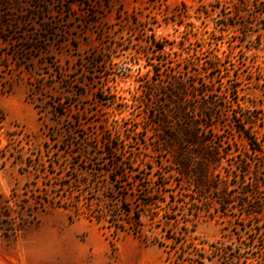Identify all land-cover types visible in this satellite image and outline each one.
I'll return each instance as SVG.
<instances>
[{
  "label": "rangeland",
  "instance_id": "374dc122",
  "mask_svg": "<svg viewBox=\"0 0 264 264\" xmlns=\"http://www.w3.org/2000/svg\"><path fill=\"white\" fill-rule=\"evenodd\" d=\"M236 1L0 0V264H178L184 225L193 256L213 255L196 264L230 263L211 253L217 241L241 259L258 254L239 204L186 224L184 211L169 220L162 187L179 179L166 130L203 113L198 82L231 90L222 122L202 129L235 152L218 170L252 157L249 188L264 180V0L228 27L219 14ZM149 193L161 202L145 208ZM106 207L123 230L88 216Z\"/></svg>",
  "mask_w": 264,
  "mask_h": 264
},
{
  "label": "trees",
  "instance_id": "16d2710c",
  "mask_svg": "<svg viewBox=\"0 0 264 264\" xmlns=\"http://www.w3.org/2000/svg\"><path fill=\"white\" fill-rule=\"evenodd\" d=\"M249 4L250 0H238L232 5L224 6L219 14L221 17L219 20H222V22L228 27L234 26L236 22L232 23V18L240 17ZM156 47L158 50L163 49V47L158 44H156ZM207 69L210 74L216 69V66H208ZM204 84L205 83L198 82V85H193L195 96L201 95L204 99L202 102L203 113L201 118L192 122V124L185 126L178 124L175 127H170V130H166L168 136L166 141L169 144V148L172 150L171 164L173 167L169 172L172 175L174 174V178L179 177V179L176 178L175 180L172 179L162 183L165 192H170V200L167 201L170 210L169 220L175 219L179 221L178 212L184 211L182 214L184 222L187 224L188 222H192L196 218L201 217L203 212H208L213 204H219L217 208H220V211L223 214L228 215L227 211L230 206L239 204L240 209L242 210L241 218L245 221H252V224H256L253 226H255L256 235H258L257 242L259 243H256L258 254L253 257H245V259H241V253L236 254L229 252L230 248L222 241L209 244L211 253H216L218 256L223 255V259H230V263L226 262V264H264V195H261L264 180L257 174V189L252 190L249 188L255 178L252 177L251 180L247 179V175L249 173L252 174L250 169L252 157H248L250 161L247 158L240 160L236 165L237 167L235 168V171L227 169L226 175L221 173V169L218 170L219 166L223 168L221 163L222 159L228 158L230 155H235V152L231 148L224 150L223 142H216L217 145L211 144L214 139L207 137V135H203L202 129L217 128L218 123L222 122L221 118L224 117L223 111L227 108L226 103L231 94V90H228L227 87L226 89L203 88L205 86ZM171 86L170 91L172 95L182 100L187 92V86L185 83L181 80L175 79L171 82ZM201 87L202 93H199ZM54 108L57 110L58 105H54ZM61 114L64 113L62 112ZM217 117H219V119L216 120ZM247 120L246 126L249 127L246 129H243V127L240 132L243 133V135L249 140L250 145H252L251 142L253 141V136L249 130L250 121L249 119ZM252 149L254 152L257 150L262 151L260 147H254ZM117 176H120V174L118 173ZM170 176L171 175H169V177ZM112 180L115 181L117 179L112 177ZM177 185L181 191H175V189H172V187L175 188ZM233 191L235 192L234 194L231 193ZM1 196L3 197V195ZM160 198L161 197L157 196V193L146 194V198L144 199L145 208H152L153 205L161 202ZM51 200H55V197L48 196L47 199L44 198V201L40 200L37 202L40 204H43L44 202L51 203ZM108 209V207L100 210L87 209V211H89L88 216L101 222L102 220L111 217ZM127 211L131 212V210ZM140 216L141 215H137V224L139 223ZM109 221L118 229L123 230V226L117 225L115 220ZM184 226L185 231L182 233V239L177 240H179L178 242H181L182 246L186 247L183 248V254L181 253L180 256L178 255V260L176 259L178 264L200 263L199 258H208L209 260H212L213 255L206 252L198 253L197 257L193 256V253H195V246L193 244L194 236L189 234V227L187 225ZM191 231H195V229H191ZM158 243L161 246L166 245V243H162L161 241H158ZM196 250L198 251V249ZM249 258L251 260H248Z\"/></svg>",
  "mask_w": 264,
  "mask_h": 264
}]
</instances>
